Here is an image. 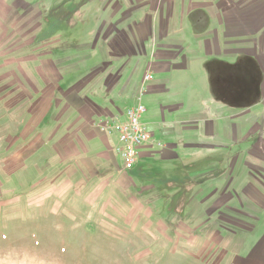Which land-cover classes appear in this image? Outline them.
<instances>
[{
	"label": "rangeland",
	"instance_id": "rangeland-1",
	"mask_svg": "<svg viewBox=\"0 0 264 264\" xmlns=\"http://www.w3.org/2000/svg\"><path fill=\"white\" fill-rule=\"evenodd\" d=\"M135 1L0 0V264H264V205L244 195L241 161L234 173L240 148L199 147L201 132L198 146H186L185 128L196 126L184 123L200 119V109L186 91L167 90L183 76L168 81L147 68L158 25L139 37L144 13L128 15ZM109 28L122 31L116 44L146 50L117 51L103 66L107 56L97 46L90 57L91 48L106 44L98 34ZM103 70L115 97L124 93L113 98L122 110L141 100V122L162 154L157 164L142 160L158 168L148 177L133 171L84 188L66 174L57 140L43 138L64 105L59 92ZM171 146L176 158L164 160Z\"/></svg>",
	"mask_w": 264,
	"mask_h": 264
},
{
	"label": "crops",
	"instance_id": "crops-1",
	"mask_svg": "<svg viewBox=\"0 0 264 264\" xmlns=\"http://www.w3.org/2000/svg\"><path fill=\"white\" fill-rule=\"evenodd\" d=\"M135 3L139 7L129 8L128 15L144 13L145 27L138 31L139 37L150 38L152 20L158 25L155 28L158 42L152 48L154 59L147 68L164 80H171L175 74L183 76L177 89L176 81L174 86L168 80L167 90L179 95L186 91L187 99L200 109V119L184 123L196 126L185 128V134L191 130L186 146H198L193 144L194 132L198 135L201 132L203 144L199 147H239L241 153L234 173L241 161L239 174H245L250 181L243 189L244 195L264 205V0H136ZM124 17L127 18L125 14ZM105 31L98 34V41L102 38L106 44L102 47L93 44L90 56L102 49L103 56H107L103 66L111 65L109 57L117 51L146 50L145 44L122 41L116 44L122 37L118 29ZM77 80L74 87L67 89L71 91L59 92L64 105L58 104L53 136L45 134L43 139H49V144L57 140L60 156L65 158L62 162L67 165L65 173L76 181L80 176L84 188L94 183L91 180L95 183L99 180L97 185L100 180L115 178L124 182V176L134 170H122L117 153L118 135L107 130L113 117L121 115L125 119L126 110L114 100L123 99L124 93L115 97L114 78L104 70L92 71ZM185 107L168 106L170 111ZM158 148L151 146L141 151L138 175H134L138 179L148 177L149 171L158 172L157 167L145 169V163L142 164V160L148 159H155L157 164L162 154ZM173 148L163 150L164 160L176 158ZM72 171L74 174H70ZM145 172L148 174H142Z\"/></svg>",
	"mask_w": 264,
	"mask_h": 264
},
{
	"label": "built area",
	"instance_id": "built-area-1",
	"mask_svg": "<svg viewBox=\"0 0 264 264\" xmlns=\"http://www.w3.org/2000/svg\"><path fill=\"white\" fill-rule=\"evenodd\" d=\"M153 79L151 74H147L144 82H150ZM145 89L142 91L141 99ZM147 112V109L141 103L134 108L128 110L124 118L121 115L113 117L111 125L107 130L118 135L119 147L117 153L122 161V170L130 172L134 170L138 164L141 151L151 146L161 147L154 141L147 127L142 124L141 117Z\"/></svg>",
	"mask_w": 264,
	"mask_h": 264
},
{
	"label": "trees",
	"instance_id": "trees-1",
	"mask_svg": "<svg viewBox=\"0 0 264 264\" xmlns=\"http://www.w3.org/2000/svg\"><path fill=\"white\" fill-rule=\"evenodd\" d=\"M135 173L137 174L138 172V166L134 169ZM135 175V174H134Z\"/></svg>",
	"mask_w": 264,
	"mask_h": 264
}]
</instances>
